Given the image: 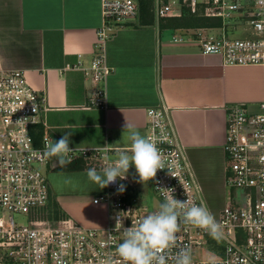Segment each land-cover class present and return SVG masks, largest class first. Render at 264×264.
Here are the masks:
<instances>
[{"label":"built area","instance_id":"built-area-1","mask_svg":"<svg viewBox=\"0 0 264 264\" xmlns=\"http://www.w3.org/2000/svg\"><path fill=\"white\" fill-rule=\"evenodd\" d=\"M151 13L157 26L184 16L207 19L212 24L177 29L180 33L171 38L173 44L194 45L202 54L218 55L224 66L264 69V0H152ZM101 17L89 68L94 83L109 73L104 62L106 42L139 18V2L101 0ZM101 102L102 90L97 88L92 103ZM46 110L45 93L33 89L24 72L0 71V264H125L116 252L122 240L118 214L123 227L134 224L158 210L163 188L168 187L175 189L177 199L200 203L197 181L168 109L149 108L145 136L156 143L162 169L143 182L129 170L125 180L110 183L93 198V204L107 210L103 228H85L66 216L53 218L48 212L47 178L40 170L54 158L43 155L52 140L48 135L34 137L45 126ZM259 110L249 114L244 104L226 107L227 200L215 218L219 238L184 223L181 214L170 257L187 248L193 264H264V100ZM72 149L70 164L80 159L84 169L104 166L106 154ZM118 184L125 185L122 193L117 191ZM149 191L157 198L154 207L145 204Z\"/></svg>","mask_w":264,"mask_h":264},{"label":"crops","instance_id":"crops-1","mask_svg":"<svg viewBox=\"0 0 264 264\" xmlns=\"http://www.w3.org/2000/svg\"><path fill=\"white\" fill-rule=\"evenodd\" d=\"M144 19L125 24L106 42L109 73L94 83L89 68L102 24L101 0H0V71L20 70L33 89L45 93V126L35 139L48 135L55 141L71 131L69 147L76 150L113 157L130 144L125 123L145 135L146 110L167 108L202 200L218 217L227 200L226 107L244 104L249 114H259L264 69L224 66L218 55L173 44L175 35L163 38L168 29L159 28L151 12ZM97 88L102 102L94 105ZM75 162L62 168L55 158L49 161V198L81 226L103 228L107 210L92 200L105 189L86 194L87 169L82 160Z\"/></svg>","mask_w":264,"mask_h":264},{"label":"clouds","instance_id":"clouds-1","mask_svg":"<svg viewBox=\"0 0 264 264\" xmlns=\"http://www.w3.org/2000/svg\"><path fill=\"white\" fill-rule=\"evenodd\" d=\"M130 144L127 149L120 150L113 157H105L104 166L97 169L90 167L86 171L87 179L97 188L103 189L110 183L127 178L130 166L135 169L139 181L153 178L158 169H162L159 149L154 141L141 134L131 124L124 125ZM71 131L46 146L43 155L54 157L58 165L64 168L70 164L74 150L69 147ZM82 148L81 151L85 152ZM164 189V200L157 211L141 216L134 224L123 227V217H116V224L122 231V240L117 244L116 252L125 264H193L189 249H180L174 256H169L175 246L176 234L180 230V216L183 222L204 228L214 237L220 236V225L201 199L200 203L177 199L175 189ZM124 184L117 185V191L123 192Z\"/></svg>","mask_w":264,"mask_h":264},{"label":"trees","instance_id":"trees-1","mask_svg":"<svg viewBox=\"0 0 264 264\" xmlns=\"http://www.w3.org/2000/svg\"><path fill=\"white\" fill-rule=\"evenodd\" d=\"M151 1L152 0H138V2H139V19H140L141 23L144 22V20H145L144 14L151 12ZM179 20H183L184 22H188L187 27H190V26L201 27V26H208V25L212 24V22L207 20V19H197V18H193L190 16H184L183 18H180ZM185 20H188V21H185ZM171 21L172 20H170V19L161 21L159 23V28H162V29H169V28H174V27L177 28L178 27L177 25L175 26V25L170 24ZM77 167L78 168L81 167L79 162H78ZM48 212L55 219H58V218L64 216L63 213L61 212L60 208L58 207V205L51 198L49 199V203H48Z\"/></svg>","mask_w":264,"mask_h":264},{"label":"rangeland","instance_id":"rangeland-1","mask_svg":"<svg viewBox=\"0 0 264 264\" xmlns=\"http://www.w3.org/2000/svg\"><path fill=\"white\" fill-rule=\"evenodd\" d=\"M170 20H172L170 22L171 25H175V26L177 25L178 27L177 28L176 27L169 28L168 30H163L162 35H163V38H165V39H170L172 35H175V36L179 35L180 31H177V29H186V28H193L194 27V26H190V25H189L190 27H187L188 22H184L183 20H179V19L178 20L177 19H170ZM185 21H188V20H185ZM40 170L43 172V174L45 176H47L46 168L41 167ZM84 179H85V183H84L83 188L88 189V191H89L86 194H93L92 192L97 190V186L87 179L86 173L84 175ZM104 189H106V188H103L100 190L102 191ZM103 192H105V190ZM156 201H157V198L149 191L147 196H146V199H145V204H148L149 206L154 207ZM215 218H217V217H215Z\"/></svg>","mask_w":264,"mask_h":264}]
</instances>
